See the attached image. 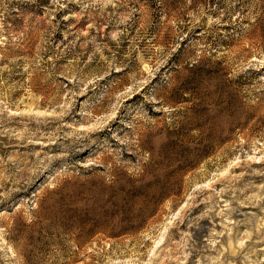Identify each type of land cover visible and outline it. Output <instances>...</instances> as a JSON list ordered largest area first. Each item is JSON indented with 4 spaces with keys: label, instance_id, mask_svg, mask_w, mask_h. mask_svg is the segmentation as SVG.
<instances>
[{
    "label": "rangeland",
    "instance_id": "obj_1",
    "mask_svg": "<svg viewBox=\"0 0 264 264\" xmlns=\"http://www.w3.org/2000/svg\"><path fill=\"white\" fill-rule=\"evenodd\" d=\"M0 264H264V0H0Z\"/></svg>",
    "mask_w": 264,
    "mask_h": 264
}]
</instances>
